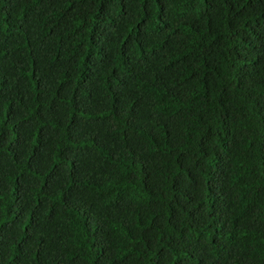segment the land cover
Listing matches in <instances>:
<instances>
[{
    "label": "trees",
    "instance_id": "1",
    "mask_svg": "<svg viewBox=\"0 0 264 264\" xmlns=\"http://www.w3.org/2000/svg\"><path fill=\"white\" fill-rule=\"evenodd\" d=\"M0 264H264V0H0Z\"/></svg>",
    "mask_w": 264,
    "mask_h": 264
}]
</instances>
